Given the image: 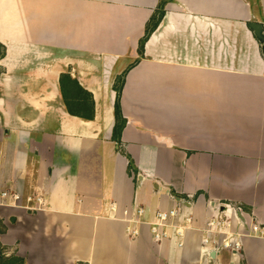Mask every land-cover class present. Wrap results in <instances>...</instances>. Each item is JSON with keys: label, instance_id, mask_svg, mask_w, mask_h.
<instances>
[{"label": "crops", "instance_id": "crops-1", "mask_svg": "<svg viewBox=\"0 0 264 264\" xmlns=\"http://www.w3.org/2000/svg\"><path fill=\"white\" fill-rule=\"evenodd\" d=\"M160 2L0 0V182L23 196L0 205L8 256L206 264V224L230 203L244 209L230 226L242 249L209 264H264L251 231L264 229V52L249 27L264 26V0H168L141 55ZM137 60L118 142L113 85ZM39 191L46 207L28 208ZM173 208L156 240V213Z\"/></svg>", "mask_w": 264, "mask_h": 264}, {"label": "built area", "instance_id": "built-area-1", "mask_svg": "<svg viewBox=\"0 0 264 264\" xmlns=\"http://www.w3.org/2000/svg\"><path fill=\"white\" fill-rule=\"evenodd\" d=\"M28 208L33 210H40L46 207L47 199L42 192H36L35 194L27 197ZM0 205H23V196L20 192L3 188L0 182ZM224 216L213 217L208 220L205 232L206 235L202 240V257L206 264L213 262V256L211 253H220L222 250H230L233 253H239L242 249L241 234L233 233L230 230V226L235 223L236 219H239V214H243L244 209L240 205L226 204ZM139 215L144 213V209L138 210ZM179 209L159 210L156 213V222L152 226V231L156 240H162L167 236L168 232L166 227L170 224V219L176 218L180 215ZM224 217V218H223ZM241 220V219H239ZM194 217L189 215L186 217V222L192 224ZM177 231L180 233L181 229L178 227ZM252 233L255 235H264V229L260 224L255 223L251 227ZM129 233L132 235H138L139 230L129 229Z\"/></svg>", "mask_w": 264, "mask_h": 264}, {"label": "trees", "instance_id": "trees-1", "mask_svg": "<svg viewBox=\"0 0 264 264\" xmlns=\"http://www.w3.org/2000/svg\"><path fill=\"white\" fill-rule=\"evenodd\" d=\"M168 0H161V2L158 5V8L154 15L151 17L150 21L148 22L145 30V35L140 40L139 45V53L141 55L144 54L145 44L150 37V35L158 28L159 24L161 23L164 15H165V6ZM6 52V48L3 43L0 41V60L4 57ZM138 62L135 61L133 64H131L125 71H123L122 74L117 76L115 82H114V89L116 90V101H115V119L116 123L114 126L113 131V138L120 142L123 129L125 128L127 124V119L123 115L122 111V105H121V98H122V91L126 80V75L129 72V70ZM76 86L80 90H84L79 84L76 82ZM70 105V104H69ZM78 105V102H77ZM70 108V107H69ZM71 112L74 111L72 108H70ZM134 167V163L131 160L129 164V169H132ZM4 225L2 224L0 220V233L4 231ZM0 264H23V260L19 257L15 256H8L7 254V248L1 243L0 241Z\"/></svg>", "mask_w": 264, "mask_h": 264}, {"label": "water", "instance_id": "water-1", "mask_svg": "<svg viewBox=\"0 0 264 264\" xmlns=\"http://www.w3.org/2000/svg\"><path fill=\"white\" fill-rule=\"evenodd\" d=\"M249 27L253 30L255 36L262 44V49L264 52V26L259 22H250Z\"/></svg>", "mask_w": 264, "mask_h": 264}, {"label": "rangeland", "instance_id": "rangeland-1", "mask_svg": "<svg viewBox=\"0 0 264 264\" xmlns=\"http://www.w3.org/2000/svg\"><path fill=\"white\" fill-rule=\"evenodd\" d=\"M1 220V219H0ZM2 222V224H3V221H1ZM4 225V224H3Z\"/></svg>", "mask_w": 264, "mask_h": 264}]
</instances>
